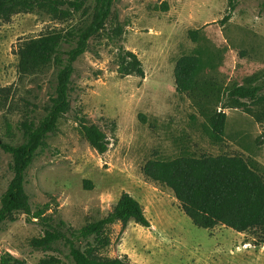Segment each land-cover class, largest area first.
<instances>
[{
  "label": "rangeland",
  "instance_id": "1",
  "mask_svg": "<svg viewBox=\"0 0 264 264\" xmlns=\"http://www.w3.org/2000/svg\"><path fill=\"white\" fill-rule=\"evenodd\" d=\"M83 2L65 21L44 12L0 20V87L12 89L0 111L3 143L22 144V122L45 117L61 69L52 64L21 75L20 46L61 33L58 57L67 61L97 13V0ZM126 52L141 60L145 78L119 74ZM193 55L205 64L206 96L199 102L179 94L175 83L178 61ZM237 87L259 88L258 98L241 100L245 107L236 108L231 93ZM70 105L27 171L32 214L19 213L0 229V257L9 253L26 264L55 257L75 264L72 247L83 251L93 241L78 233L107 217L127 193L143 206L150 227L113 225L104 256L131 264H264V247L251 237L221 226L197 228L172 191L149 182L143 171L150 160L229 155L257 164L264 174V0H115L105 28L74 64ZM221 111L228 119L218 141L210 121ZM81 124L105 132V155L90 146ZM13 177V157L0 147V208ZM46 231L62 239L53 250L35 249L32 240Z\"/></svg>",
  "mask_w": 264,
  "mask_h": 264
},
{
  "label": "trees",
  "instance_id": "2",
  "mask_svg": "<svg viewBox=\"0 0 264 264\" xmlns=\"http://www.w3.org/2000/svg\"><path fill=\"white\" fill-rule=\"evenodd\" d=\"M115 0H97V13L92 25L78 37L67 61L58 57L59 48L65 37L61 33H48L25 41L18 50L19 72L34 75L43 72L52 64L61 69L57 76L56 97L47 109V114L38 123L26 119L21 124L24 142L20 145L3 143L0 147L13 157L14 177L2 198L0 208V229L5 222L16 221V215L32 214L30 198L25 184L27 171L38 153L46 146L47 138L53 134L60 119L69 113L70 90L74 64L86 52L88 41L100 33L110 18ZM69 8H66V7ZM83 0H0V20L10 21L19 14L44 12L54 19L65 21L73 12H79ZM73 10V11H71ZM118 72L122 77L145 78L143 63L132 52L121 56ZM205 64L201 56L182 57L175 69L177 92L192 100L200 101L203 93L202 75ZM259 88L237 87L231 93L236 108L245 107L241 100L258 98ZM12 89L0 87V111L8 106ZM226 108V107H224ZM227 114L216 112L211 118L213 137L222 140L227 125ZM81 131L90 146L100 155L109 151L110 141L103 130L96 125L81 124ZM145 178L154 184L170 189L185 215L200 229L214 230L221 226L238 234L249 236L254 245L264 247V174L251 161L241 156L183 155L175 160H150L144 167ZM42 213L35 215L38 219ZM131 221L149 228L143 206L131 195L124 193L112 212L104 219L85 226L78 237L93 239L81 251L74 246L71 256L75 264H131L128 258H109L103 255L111 246L108 230L115 224L124 227ZM62 236L55 231H46L45 237L33 239L31 245L38 250L50 251ZM1 264H26L7 253L0 257ZM61 260L50 257L40 264H61Z\"/></svg>",
  "mask_w": 264,
  "mask_h": 264
}]
</instances>
